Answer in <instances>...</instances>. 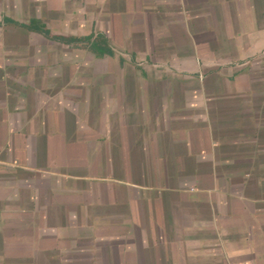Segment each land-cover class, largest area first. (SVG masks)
Masks as SVG:
<instances>
[{
	"label": "crops",
	"instance_id": "crops-1",
	"mask_svg": "<svg viewBox=\"0 0 264 264\" xmlns=\"http://www.w3.org/2000/svg\"><path fill=\"white\" fill-rule=\"evenodd\" d=\"M0 264H264V0H0Z\"/></svg>",
	"mask_w": 264,
	"mask_h": 264
},
{
	"label": "trees",
	"instance_id": "trees-1",
	"mask_svg": "<svg viewBox=\"0 0 264 264\" xmlns=\"http://www.w3.org/2000/svg\"><path fill=\"white\" fill-rule=\"evenodd\" d=\"M56 39L60 40V41H67V42H77V41H81L83 39L81 38H73V37H57ZM85 42H89L92 44V39L91 37H85L84 38ZM93 46L95 47V49H99V52L101 54H110V49L108 48V44H107V39L103 36H99L98 39H96L93 42Z\"/></svg>",
	"mask_w": 264,
	"mask_h": 264
},
{
	"label": "rangeland",
	"instance_id": "rangeland-1",
	"mask_svg": "<svg viewBox=\"0 0 264 264\" xmlns=\"http://www.w3.org/2000/svg\"><path fill=\"white\" fill-rule=\"evenodd\" d=\"M84 55H85V57H92V54L87 53V52H86V54H84Z\"/></svg>",
	"mask_w": 264,
	"mask_h": 264
}]
</instances>
